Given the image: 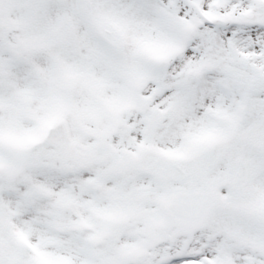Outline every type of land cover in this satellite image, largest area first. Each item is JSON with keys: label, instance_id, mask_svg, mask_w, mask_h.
<instances>
[{"label": "snow or ice", "instance_id": "obj_1", "mask_svg": "<svg viewBox=\"0 0 264 264\" xmlns=\"http://www.w3.org/2000/svg\"><path fill=\"white\" fill-rule=\"evenodd\" d=\"M0 264H264V0H0Z\"/></svg>", "mask_w": 264, "mask_h": 264}]
</instances>
